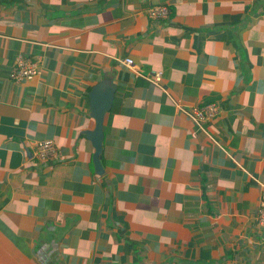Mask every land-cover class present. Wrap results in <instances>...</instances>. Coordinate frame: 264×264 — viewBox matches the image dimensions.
<instances>
[{
	"label": "crops",
	"instance_id": "1",
	"mask_svg": "<svg viewBox=\"0 0 264 264\" xmlns=\"http://www.w3.org/2000/svg\"><path fill=\"white\" fill-rule=\"evenodd\" d=\"M263 196L264 0H0V264H264Z\"/></svg>",
	"mask_w": 264,
	"mask_h": 264
},
{
	"label": "built area",
	"instance_id": "2",
	"mask_svg": "<svg viewBox=\"0 0 264 264\" xmlns=\"http://www.w3.org/2000/svg\"><path fill=\"white\" fill-rule=\"evenodd\" d=\"M149 16L154 19H167L169 16V8L167 6H156L149 10ZM133 72L137 73L136 63L133 59L129 58L123 61ZM39 73L37 64L27 61L26 64L21 63L19 71L13 73V77L17 81H23L24 79L31 80L35 75ZM151 82L156 81L149 79ZM193 123L199 128L203 129V124L210 118L216 115V108L213 106L197 108L187 113ZM58 154L57 146L54 141L39 142L35 146L36 158L41 162H48L53 160ZM259 223L264 226V196L261 200V205L258 210Z\"/></svg>",
	"mask_w": 264,
	"mask_h": 264
},
{
	"label": "water",
	"instance_id": "3",
	"mask_svg": "<svg viewBox=\"0 0 264 264\" xmlns=\"http://www.w3.org/2000/svg\"><path fill=\"white\" fill-rule=\"evenodd\" d=\"M103 88H105L104 91ZM114 92V85L106 87L104 84H99L90 94L91 115L96 121V127L94 131L87 133V137L93 143L96 150L93 159L98 174H102L104 172V168L101 163L104 139L103 123L105 115L111 110L115 96ZM29 154L31 155V152Z\"/></svg>",
	"mask_w": 264,
	"mask_h": 264
}]
</instances>
